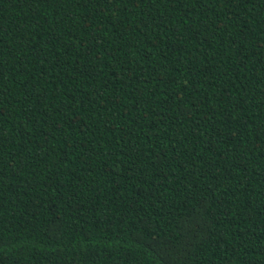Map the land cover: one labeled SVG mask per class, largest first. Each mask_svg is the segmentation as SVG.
<instances>
[{
	"label": "trees",
	"instance_id": "1",
	"mask_svg": "<svg viewBox=\"0 0 264 264\" xmlns=\"http://www.w3.org/2000/svg\"><path fill=\"white\" fill-rule=\"evenodd\" d=\"M0 264H264V0H0Z\"/></svg>",
	"mask_w": 264,
	"mask_h": 264
}]
</instances>
